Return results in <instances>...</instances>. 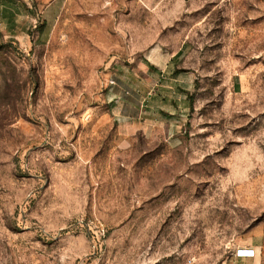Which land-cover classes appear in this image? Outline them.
Returning <instances> with one entry per match:
<instances>
[{
    "label": "rangeland",
    "instance_id": "374dc122",
    "mask_svg": "<svg viewBox=\"0 0 264 264\" xmlns=\"http://www.w3.org/2000/svg\"><path fill=\"white\" fill-rule=\"evenodd\" d=\"M264 264V0H0V264Z\"/></svg>",
    "mask_w": 264,
    "mask_h": 264
},
{
    "label": "crops",
    "instance_id": "0c3cea01",
    "mask_svg": "<svg viewBox=\"0 0 264 264\" xmlns=\"http://www.w3.org/2000/svg\"><path fill=\"white\" fill-rule=\"evenodd\" d=\"M238 249H250L254 252V257L251 259H236L240 264H259V255L261 254V248L253 244H247L246 246L240 247Z\"/></svg>",
    "mask_w": 264,
    "mask_h": 264
},
{
    "label": "built area",
    "instance_id": "2783aa9c",
    "mask_svg": "<svg viewBox=\"0 0 264 264\" xmlns=\"http://www.w3.org/2000/svg\"><path fill=\"white\" fill-rule=\"evenodd\" d=\"M233 256L236 259H251L254 257V252L250 249H236Z\"/></svg>",
    "mask_w": 264,
    "mask_h": 264
}]
</instances>
